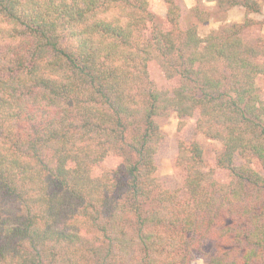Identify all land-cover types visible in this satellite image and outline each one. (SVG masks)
Masks as SVG:
<instances>
[{"label":"trees","instance_id":"16d2710c","mask_svg":"<svg viewBox=\"0 0 264 264\" xmlns=\"http://www.w3.org/2000/svg\"><path fill=\"white\" fill-rule=\"evenodd\" d=\"M214 2L244 20L201 38L175 0L164 28L151 0H0V264H264L261 5ZM171 112L222 145L179 141L185 197L154 163Z\"/></svg>","mask_w":264,"mask_h":264},{"label":"rangeland","instance_id":"374dc122","mask_svg":"<svg viewBox=\"0 0 264 264\" xmlns=\"http://www.w3.org/2000/svg\"><path fill=\"white\" fill-rule=\"evenodd\" d=\"M175 2L180 6L179 27L185 30L194 26L201 38H204L209 32L217 30L226 24L242 23L244 20L243 9L240 12L234 10L231 15H227V13H223L217 9L214 0H198V8L205 10L209 14V20L206 23H200L191 12V9L196 5L195 0H175ZM151 3L159 28H164L166 9L163 0H151ZM249 18L254 21L253 26L255 25L252 28L251 36H258L259 34L264 38V13L251 14ZM229 19L230 23H227ZM151 77L156 81H160L158 72L152 71ZM259 94L264 103V89ZM155 121L163 136L154 157V163L159 174V183L163 189L176 192L179 197H185L183 187L185 176L183 173L175 172L172 167L173 159L177 154L179 141L194 139L201 147L205 160H209L216 154H220L222 152V145L219 141L208 139L197 131L195 126L196 117L187 119V124L182 130V134L178 133V118L174 112H171L167 117H157ZM234 164L236 166L242 164L241 159L235 157ZM257 170L264 177V172H261L260 169ZM214 247L213 242L204 241L200 251L194 255L192 263L208 264L209 257L214 254Z\"/></svg>","mask_w":264,"mask_h":264},{"label":"crops","instance_id":"0c3cea01","mask_svg":"<svg viewBox=\"0 0 264 264\" xmlns=\"http://www.w3.org/2000/svg\"><path fill=\"white\" fill-rule=\"evenodd\" d=\"M256 2H258V3H260L262 6H261V14L262 13H264V0H255ZM240 9V10H239ZM241 7H234V8H232V9H230L228 12H227V15H231L232 14V12L234 11V10H238L239 12L241 11ZM227 23H230V19L229 20H227Z\"/></svg>","mask_w":264,"mask_h":264}]
</instances>
